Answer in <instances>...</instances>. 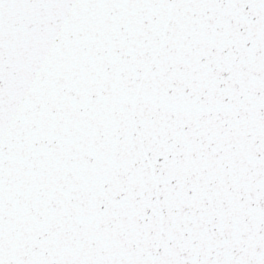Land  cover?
<instances>
[{"label":"snow or ice","instance_id":"snow-or-ice-1","mask_svg":"<svg viewBox=\"0 0 264 264\" xmlns=\"http://www.w3.org/2000/svg\"><path fill=\"white\" fill-rule=\"evenodd\" d=\"M0 264H264V0H0Z\"/></svg>","mask_w":264,"mask_h":264}]
</instances>
